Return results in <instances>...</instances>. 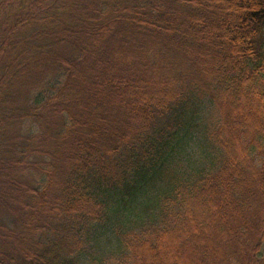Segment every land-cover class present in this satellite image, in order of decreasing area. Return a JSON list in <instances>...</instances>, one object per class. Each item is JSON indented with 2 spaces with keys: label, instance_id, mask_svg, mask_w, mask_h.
Returning a JSON list of instances; mask_svg holds the SVG:
<instances>
[{
  "label": "trees",
  "instance_id": "obj_1",
  "mask_svg": "<svg viewBox=\"0 0 264 264\" xmlns=\"http://www.w3.org/2000/svg\"><path fill=\"white\" fill-rule=\"evenodd\" d=\"M0 264H264V0H0Z\"/></svg>",
  "mask_w": 264,
  "mask_h": 264
}]
</instances>
